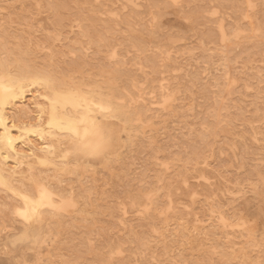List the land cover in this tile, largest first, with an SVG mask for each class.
Wrapping results in <instances>:
<instances>
[{
  "label": "rangeland",
  "instance_id": "1",
  "mask_svg": "<svg viewBox=\"0 0 264 264\" xmlns=\"http://www.w3.org/2000/svg\"><path fill=\"white\" fill-rule=\"evenodd\" d=\"M0 77L31 123L110 106L88 152L0 158V264H264V0H0ZM39 183L70 208L25 222Z\"/></svg>",
  "mask_w": 264,
  "mask_h": 264
},
{
  "label": "bare ground",
  "instance_id": "2",
  "mask_svg": "<svg viewBox=\"0 0 264 264\" xmlns=\"http://www.w3.org/2000/svg\"><path fill=\"white\" fill-rule=\"evenodd\" d=\"M1 78L2 77H0V79ZM18 81L19 80H17V83ZM2 90L4 91L3 93H1ZM18 92L21 96L20 98H17L18 94H16L13 85H5L0 82V104L9 105L12 102L14 106L9 107L10 109L8 110L6 109V112L0 110V158L5 161L9 173L12 175L16 174L17 171L26 164L46 163L51 155L59 152V145L54 144L52 140H47V137L54 138L57 135L56 132H54L55 128L68 133L67 135L71 136L72 139L78 143L79 151L88 152L93 148L95 145L94 142L98 139L97 136L100 131L98 129L99 124L97 125L94 116L95 114L93 115L90 113L92 108L91 106L89 107V105L96 106L100 110L106 112V110L110 108L108 104L95 102L93 99H90V104H88L83 98L82 101L86 103L85 108L77 110L75 106L80 105L79 100H71L61 92H53V97L66 101L73 108L72 110L57 112L52 104H50V107H45L42 102H39L38 99L42 95L36 93L33 95V100L30 102V105L36 108L33 117L34 123H31V121H24L21 119L22 116L27 117L26 114L30 112V109L29 105H26L27 109L21 107L24 90L20 88ZM18 105L20 106L17 107ZM44 115H47L45 126L42 125ZM78 122L80 123L79 126L76 125ZM28 133H35L40 142H38V144L32 142L29 139L30 137H27ZM65 155V152H63L62 158H65ZM71 159L73 161H79L78 156L73 155ZM4 172L5 170L0 168V183H5L6 181ZM11 190L21 203L20 207H15V213L25 222L41 220L43 211L58 209L61 205L63 207V204L66 202H63V200L58 202L57 195L44 183L36 185L34 194L29 192V189L20 191L11 188ZM65 205L66 204H64V206ZM67 206L68 205H66L65 208H67ZM68 208H70V204ZM62 211H64V209Z\"/></svg>",
  "mask_w": 264,
  "mask_h": 264
}]
</instances>
